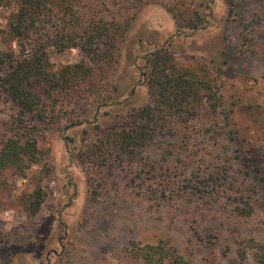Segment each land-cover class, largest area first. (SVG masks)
Masks as SVG:
<instances>
[{
	"label": "rangeland",
	"instance_id": "rangeland-1",
	"mask_svg": "<svg viewBox=\"0 0 264 264\" xmlns=\"http://www.w3.org/2000/svg\"><path fill=\"white\" fill-rule=\"evenodd\" d=\"M72 2L77 15L129 21L130 28L119 44L117 64L94 77L95 90L63 100L59 123L40 127L35 137L41 164L26 177L10 175L2 189L0 263L134 264L132 242L145 246L165 240L190 264H255L239 251L248 240L264 243V0ZM183 3L204 20L197 30L179 27L173 6ZM7 18L0 10V49L18 52L6 31ZM162 49L183 66L208 67L222 97L219 115L204 111L192 133L175 136L190 139L194 156L174 139L162 138L132 161L90 157L106 134L135 128L138 113L151 102L147 60ZM48 54L50 72L58 79L67 67L92 64L79 49L51 48ZM11 114L10 105L0 100V142ZM153 165L171 175L164 180L148 172ZM215 169L227 170V193H175L185 189V178L207 181ZM251 182L259 190L255 209L249 217L237 216L233 200ZM38 184L46 198L31 215L20 202ZM165 187L173 200L154 197V190Z\"/></svg>",
	"mask_w": 264,
	"mask_h": 264
},
{
	"label": "trees",
	"instance_id": "trees-1",
	"mask_svg": "<svg viewBox=\"0 0 264 264\" xmlns=\"http://www.w3.org/2000/svg\"><path fill=\"white\" fill-rule=\"evenodd\" d=\"M75 7L72 0H0V10L8 15L6 31L19 47L18 52L0 49V100L6 101L12 110L0 142V195L10 175L26 177L27 171L41 164L42 152L35 135L42 125L59 123L62 101L92 93L97 72L106 73L118 62L119 44L130 28L129 21L119 24L96 20L95 14L77 15ZM173 11L182 29L197 30L204 22L184 3L175 4ZM51 48L59 52L79 49L92 64L67 67L58 79L50 72L48 49ZM147 62L151 102L138 113L135 128L106 134L89 153L90 157L132 161L153 144L162 142V138L174 139L182 151L193 157L190 139L184 137L179 141L175 136L192 133V124L202 118L204 111L210 117L219 115L222 97L208 67L183 66L166 49L153 53ZM172 148L175 150L177 146ZM98 152L101 156H97ZM149 167L148 172L164 180L171 175L154 165ZM45 171L50 169L46 167ZM226 171L215 169L207 181L199 176L185 178L187 186L175 193L184 190L198 194L210 190V197L227 193ZM174 173L183 175L178 167ZM167 189L154 190V197L167 200ZM170 193L173 194L172 190ZM258 193L253 182L237 193L239 198L232 204L237 216L252 215ZM170 197L168 200L174 199V195ZM45 198L43 186L38 184L34 194L22 197L20 204L29 214L36 215ZM239 254L243 258L250 256L255 264H264V243L248 240ZM129 256L134 264H190L176 246L165 240L145 246L132 242Z\"/></svg>",
	"mask_w": 264,
	"mask_h": 264
}]
</instances>
